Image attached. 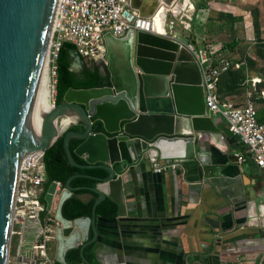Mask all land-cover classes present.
Returning <instances> with one entry per match:
<instances>
[{
    "label": "water",
    "instance_id": "water-1",
    "mask_svg": "<svg viewBox=\"0 0 264 264\" xmlns=\"http://www.w3.org/2000/svg\"><path fill=\"white\" fill-rule=\"evenodd\" d=\"M176 1L131 0V5L149 18L161 5L171 6ZM58 3L0 0V264H9L22 151L31 148L44 153L64 136V150L73 166L107 171L105 178L90 177L99 182L90 189L99 196L90 217L69 220L63 215L64 203L76 191L71 182L84 175L70 177L65 186L52 181L43 198L45 210L50 211L56 188L63 187L54 213L60 222L56 261L66 264L67 253L80 248L89 264L83 250L94 242L89 236L91 230L96 232L97 206L109 197L118 205L119 216H126L123 176L133 174L135 164L146 153L156 154L161 161L184 160L194 153L200 136L220 132L225 133L230 146L237 142L227 124L217 125L207 115L201 71L191 52L175 39L133 30L121 39L109 33L104 37L106 86L71 88L49 112L45 106L47 65ZM77 60L81 63L80 57ZM62 119L69 122L68 128L79 122L81 129L65 128L59 133L57 125ZM42 123L39 143L33 128ZM73 138L82 141L75 154L87 157L85 166L73 158ZM237 151L236 147L235 154ZM241 169L245 175L261 172L249 156ZM35 239L25 235L24 254L31 252Z\"/></svg>",
    "mask_w": 264,
    "mask_h": 264
},
{
    "label": "crops",
    "instance_id": "crops-1",
    "mask_svg": "<svg viewBox=\"0 0 264 264\" xmlns=\"http://www.w3.org/2000/svg\"><path fill=\"white\" fill-rule=\"evenodd\" d=\"M181 2L162 8L157 15L162 14L164 24L167 13L186 9L183 27L179 25L181 30H173L177 41L212 47L220 60L229 59L234 63L238 52L235 49L247 44L251 48L249 56L257 61V52L264 50V22L260 14L258 37L248 8H255L259 3L254 0ZM159 30L166 33L164 25ZM236 65L235 68H240L243 63ZM261 82L256 76L247 75L242 85L248 86L249 94V87ZM259 106L258 120L264 123V102ZM208 116L217 125L227 124L219 115ZM71 125V128L81 126L79 122ZM227 139L222 132L200 136L189 158L173 161L177 164L175 170L160 173L155 172L146 153L135 164V172H126L123 176L126 216L118 214L112 222L101 224L99 217H95L96 232L91 230L89 236L94 242L83 250L87 262L264 264V171L245 175L241 169L243 163L234 159L243 148L237 142L230 146ZM61 192L62 189L56 190L53 198L54 213ZM92 198L91 193L80 196L85 203ZM56 248L53 245L50 250L54 259ZM68 253L73 257L77 254L74 249ZM66 264L87 263L80 254L79 260H69L66 255Z\"/></svg>",
    "mask_w": 264,
    "mask_h": 264
},
{
    "label": "built area",
    "instance_id": "built-area-1",
    "mask_svg": "<svg viewBox=\"0 0 264 264\" xmlns=\"http://www.w3.org/2000/svg\"><path fill=\"white\" fill-rule=\"evenodd\" d=\"M154 28L152 17H142L132 8L131 0H59L50 55L53 87L56 82L57 53L62 43L72 44L76 55L85 62L108 65L106 34L118 39L132 30L154 35ZM174 39L177 40L176 37ZM181 47L191 52L201 71L207 115H219L224 119L243 148L237 157L238 162H246L249 156L264 171V123L258 120L257 105L251 100L243 104L222 100L219 94L220 77L233 69L231 60L215 59L216 51L212 47L184 43H181ZM43 155L41 152L36 158L27 157L17 175L11 232L16 240V254L12 264H57L50 250L57 244L56 231L60 222L55 219L53 209L46 211L45 203L40 201L45 182ZM149 160L157 173L177 168L175 162L161 161L156 154L149 155ZM56 190L61 188L57 187ZM25 235L36 238L31 252L26 254L22 252V245L26 244Z\"/></svg>",
    "mask_w": 264,
    "mask_h": 264
},
{
    "label": "trees",
    "instance_id": "trees-1",
    "mask_svg": "<svg viewBox=\"0 0 264 264\" xmlns=\"http://www.w3.org/2000/svg\"><path fill=\"white\" fill-rule=\"evenodd\" d=\"M255 28L256 34L259 37V27L256 25V23ZM75 52V47L69 43H62L59 47L56 58V82L54 86L55 105H58L62 102L63 95L71 88L87 89L102 87L105 86V83L107 81V79H105L101 74L99 67L89 69L88 67H86V65H84L85 62L83 59H81V62L83 64L81 63L82 65L80 67V72L72 70L75 63ZM228 72H226L227 74L224 73L220 77V81L218 84L219 94L222 100H225L222 95L224 96V94L229 93L224 91L233 90L235 86L240 83V79L242 80V84L245 82L244 69H242V67L236 70V73ZM69 130L78 131V129H76L75 127H72ZM81 143V140L73 138L70 142V150L72 152L74 160L78 164L85 166L87 165L86 159L75 154V150ZM43 165L45 171L44 194L47 187L52 181L60 182L63 186H65L70 177L76 174L84 175L75 178L71 182V186L75 188L76 191L73 192L72 196L64 203L63 215L66 219L69 220L92 216L95 201L99 196L96 193L90 191V189L96 188L99 182L90 177L105 178L108 176L107 171L103 169H80L73 166L69 162L64 150V136H60L51 145V147H49L44 152ZM89 193L92 194L93 198L87 203L83 202L80 199V196ZM44 194L40 197L41 203H44ZM43 213L44 212L41 213V217L44 216ZM117 216L118 205L109 197H105V199L97 206L96 209V217H99V223L101 224L102 222H112L115 218H117ZM90 248L91 247H89V249ZM74 250L77 252V254L73 257L70 255V253H68L67 255L69 260H73L74 258L76 260H79L80 248Z\"/></svg>",
    "mask_w": 264,
    "mask_h": 264
},
{
    "label": "rangeland",
    "instance_id": "rangeland-1",
    "mask_svg": "<svg viewBox=\"0 0 264 264\" xmlns=\"http://www.w3.org/2000/svg\"><path fill=\"white\" fill-rule=\"evenodd\" d=\"M177 1H178V3L183 4L181 2V0H177ZM254 1H255V3H259V5H257V7L252 8V9L248 8V10L252 12V16L254 17L256 25L258 27H261L260 26V21H259V16L261 14L262 20L264 22V16H263L264 15V0H254ZM160 8L168 9V7L165 6L164 4L161 5L159 7V9ZM159 9L156 11V13L158 11L161 12L162 9L161 10H159ZM186 12H187L186 9H182V11H179L176 14H174L172 12L167 13L166 16H165V19H164V24H166V25H164L162 20H161L162 14L157 16L158 13H159L158 12L154 16V19L156 20V22L159 25V27L164 25V27L166 29V33L165 34L155 33L154 35L162 36V37L169 38V39H174L173 37H175V36H174L173 30H181V28L178 27V26L181 25L183 27L181 22L184 20ZM180 16H183V17H181L179 19ZM235 50L238 51V52H235V54L237 55V59L235 60V63L231 61L232 65H233V69L230 70L228 73H230V72L236 73L235 71L242 67V69H244L245 78H246L247 75H250V77L251 76H256V77L262 79V82H261L260 85H258L256 87L255 86L249 87L250 88V93H251L250 94L251 98L247 95L248 94L247 93L248 92V90H247L248 86L247 85H242V80L241 79L239 80L240 83L238 85H236L233 90L224 91V92H229V93H227V94L223 93L224 96L222 95V97L225 98V100H231L232 99V101L235 102L236 104H243L246 101L251 100V101L255 102V104L257 105V109L259 108L258 111L261 112V107L259 106V103L264 102V96H262V93H264V82H263L264 81V50H259L258 52L256 51L258 53V55H257L258 57H255V58H257V61L249 56V53H250V50H251L249 45L244 44V45H242L240 47H237ZM218 58L219 57H216L215 59H218ZM95 63L96 62H92V63L91 62H85L84 65H86V67H88L89 69H94L95 67H99V69H102V67H104L105 69H107L108 65H105L103 62H101L99 64H95ZM236 63H243V65H241L240 68H235ZM50 69H52V65L51 64H50ZM74 70H77V68H74ZM106 73H107V70H106ZM50 75H51V70H50ZM51 81H52V75H51ZM244 95H247V96L244 97ZM52 102L54 104V98L53 97H52ZM71 126L72 125L70 124L69 128L67 130H69ZM13 218H14V215H13L12 219ZM12 221L14 222V220H12ZM11 230H13V228ZM15 246H16V240L11 234L10 253L8 251V254H9L8 261H9V263L11 261V264H12V261H13V258L15 256V254H16V247Z\"/></svg>",
    "mask_w": 264,
    "mask_h": 264
},
{
    "label": "bare ground",
    "instance_id": "bare-ground-1",
    "mask_svg": "<svg viewBox=\"0 0 264 264\" xmlns=\"http://www.w3.org/2000/svg\"><path fill=\"white\" fill-rule=\"evenodd\" d=\"M175 4V2L171 5L173 6ZM165 5V4H164ZM166 6V5H165ZM167 7H170V6H167ZM159 9V8H158ZM157 9V10H158ZM162 8H160L159 10H161ZM156 10V11H157ZM159 12V11H158ZM157 12V13H158ZM156 12L154 13V15L152 16V21L154 22V25H155V28H154V32L156 33H159V34H164V33H160L159 32V25L157 24L156 20L154 19V16L157 14ZM56 15H57V12H56ZM56 27V16H55V20H54V24H53V29H52V33H51V39H50V46H49V54H48V65H47V77H48V80H47V93H46V97H45V106H46V109L49 110V112L53 109L54 107V104L52 102V97L54 98V87H53V84L51 82V75H50V63H51V59H50V55L52 53V43H53V39H54V29ZM48 112V113H49ZM60 126H57L58 128V131L60 133V131L64 130L65 128L67 129L68 128V124L69 122L67 121V119H62L60 121ZM42 126H43V123L41 126H37V127H34V132L36 134V140L41 143L42 142V136H41V130H42ZM60 127V128H59ZM60 129V130H59ZM26 153H28L27 155H25ZM40 150H33L31 148H29L27 151H22V158H20V162L22 163L27 157H31V158H36L39 154H40ZM22 160V161H21ZM21 163H20V166H21ZM19 166V168H20ZM19 172V171H18ZM17 183V181H16ZM14 220V218H13Z\"/></svg>",
    "mask_w": 264,
    "mask_h": 264
},
{
    "label": "flooded vegetation",
    "instance_id": "flooded-vegetation-1",
    "mask_svg": "<svg viewBox=\"0 0 264 264\" xmlns=\"http://www.w3.org/2000/svg\"><path fill=\"white\" fill-rule=\"evenodd\" d=\"M77 55H75V63H74V65H73V67L74 68H77V70H75V71H77V72H80V65L81 64H79V61L77 60ZM74 68L72 69V70H74ZM100 72H101V74L103 75V77L105 78V79H107V81H106V83H105V86L107 85V83H108V75H107V73H106V69L104 68V67H102V69H100ZM103 87V86H102ZM95 88V87H94ZM76 129H78V130H80L81 128H79V127H75Z\"/></svg>",
    "mask_w": 264,
    "mask_h": 264
},
{
    "label": "clouds",
    "instance_id": "clouds-1",
    "mask_svg": "<svg viewBox=\"0 0 264 264\" xmlns=\"http://www.w3.org/2000/svg\"><path fill=\"white\" fill-rule=\"evenodd\" d=\"M260 170H261V169H260ZM62 188H63V187H62ZM62 188H61V189H62Z\"/></svg>",
    "mask_w": 264,
    "mask_h": 264
}]
</instances>
